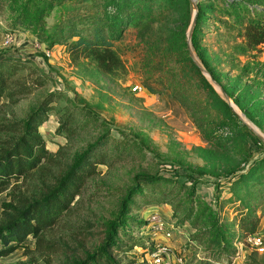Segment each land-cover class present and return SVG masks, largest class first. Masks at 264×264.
Wrapping results in <instances>:
<instances>
[{
    "label": "rangeland",
    "instance_id": "1",
    "mask_svg": "<svg viewBox=\"0 0 264 264\" xmlns=\"http://www.w3.org/2000/svg\"><path fill=\"white\" fill-rule=\"evenodd\" d=\"M254 8L264 0H194V9L189 0H0V57L34 69L9 84L0 119L23 120L50 100L37 127L47 154L0 191V211L43 193L88 145L89 160L102 157L39 242L27 236L0 264H77L107 237L117 264H146L128 234L163 241L140 233L152 210L179 224L167 242L188 260L264 264V41L252 49L243 38ZM71 23L110 41V71L69 51ZM35 76L40 85L28 82ZM251 224L258 248L242 241Z\"/></svg>",
    "mask_w": 264,
    "mask_h": 264
},
{
    "label": "trees",
    "instance_id": "2",
    "mask_svg": "<svg viewBox=\"0 0 264 264\" xmlns=\"http://www.w3.org/2000/svg\"><path fill=\"white\" fill-rule=\"evenodd\" d=\"M252 10L258 13V17L256 19L250 18L244 24L243 38L246 46L253 49L264 41V10L255 8ZM69 26L71 31H74L67 34L69 41L63 40V43L67 44L70 52L74 55L78 53L83 56H91L96 66L102 71L108 72L116 65L117 57L111 49L110 41L103 37L104 35L93 31L90 36H86L76 31L74 24L71 23ZM193 36L194 33L192 32L191 38ZM72 37L76 38L72 40ZM28 62L30 61L26 58L0 57V98L6 94L9 84L18 81V78L15 77L16 74L30 68ZM38 77L28 78V82L33 86L40 85L41 80ZM28 82L23 81V89L19 92L24 93L31 89ZM145 87L152 90L150 85L146 83ZM49 102L48 96L43 98L23 120L0 119V132L16 134L13 138L5 137L0 140V191L6 189L12 180L37 167L41 159L46 156L47 149L44 140L37 132V127L46 117ZM232 115L237 118L235 113ZM90 147L91 145H88L85 150L81 151L73 159L65 173L37 197L30 200L12 197L2 203L0 212L4 219L0 222V257L8 255L18 247L24 248L23 242L27 236L38 243L39 233L57 221L77 193L83 178L93 174L96 164L102 162V157L95 158V155L91 160L87 158ZM120 217L117 215L115 220L110 221L107 224V229L112 231L121 225ZM146 222L147 220H144L139 223V229H142L141 235H145V231L148 230L143 229L147 228ZM174 224L179 225L174 222L173 226ZM253 227L254 224L245 226L248 232L242 236V240L247 234L255 232L252 231ZM128 236L130 246L139 247L143 254L153 246V241H149L147 238L148 232L146 239L143 237L133 238L130 234ZM177 236L175 234L173 238H177ZM113 244V239L107 237L103 244L90 254L85 255L77 264H117L108 252ZM188 262L216 264L211 260H208L207 263L202 259L198 261L188 260Z\"/></svg>",
    "mask_w": 264,
    "mask_h": 264
},
{
    "label": "built area",
    "instance_id": "3",
    "mask_svg": "<svg viewBox=\"0 0 264 264\" xmlns=\"http://www.w3.org/2000/svg\"><path fill=\"white\" fill-rule=\"evenodd\" d=\"M131 90H139V86L133 85ZM147 218L146 227L149 232L162 234L164 240L159 242L151 240L153 241L152 248L144 253L146 264H193L192 262H188L185 255L179 254L175 248L167 242L168 238H173V235L171 236L173 230L172 222L166 224L164 218L154 210L150 211ZM242 241L254 248H258L262 244V237L257 232H253L247 234Z\"/></svg>",
    "mask_w": 264,
    "mask_h": 264
},
{
    "label": "water",
    "instance_id": "4",
    "mask_svg": "<svg viewBox=\"0 0 264 264\" xmlns=\"http://www.w3.org/2000/svg\"><path fill=\"white\" fill-rule=\"evenodd\" d=\"M189 2L191 3L192 8L194 9V0H189ZM193 20H194V16H193L192 21H191V24H190V29H189V31H188V33H187V37H189V35H190L191 27H192V25H193ZM187 43H188V41H187ZM187 50H188V55H189L190 59L192 60V62H193L195 65H197V63H196L195 59L193 58V55H192V53H191V51H190L189 45H187ZM197 66H198V65H197ZM198 67H199V66H198ZM199 69H201V67H199ZM225 97H226V95H225ZM237 116H238V115H237ZM255 134H256V133H255ZM256 136H257L259 139L264 140L260 135L256 134Z\"/></svg>",
    "mask_w": 264,
    "mask_h": 264
}]
</instances>
